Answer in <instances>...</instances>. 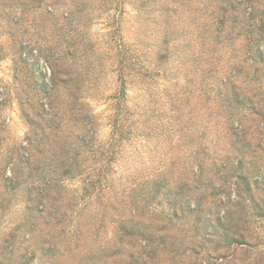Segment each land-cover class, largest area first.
Returning <instances> with one entry per match:
<instances>
[{"label": "rangeland", "instance_id": "obj_1", "mask_svg": "<svg viewBox=\"0 0 264 264\" xmlns=\"http://www.w3.org/2000/svg\"><path fill=\"white\" fill-rule=\"evenodd\" d=\"M137 1L126 0L128 5L125 6L123 14L121 29L124 34L121 40L112 32L113 17L117 13L116 3L112 0H109L112 5H102L101 0H0V264H264V150L258 152L259 161L245 157V165L239 169L237 174L242 172L249 180L232 176L225 183L217 181V188L210 190L206 184L209 179L214 180L216 169L210 168L209 164L202 173L201 184L194 182L193 176L199 171H196L194 163L190 161L192 154L187 152V147L192 148L193 144L188 143L195 135L191 136V132L182 135L178 143L184 145L178 147L174 144L171 149L176 158L175 170H166L165 175L176 182L171 184L173 189L180 182L188 180L190 191L186 188L184 192L189 194L188 201H192L190 208L195 209V212H186L180 203L177 206L182 208L180 218L168 220L166 214L170 212V205L166 202L167 190L155 201L147 203L144 215L140 213V209L138 215L131 212V207L134 206L130 196L132 181H137L136 177L142 175L143 179L137 183L139 185L149 179V173L142 169L143 172L135 177L138 172L133 174L131 171L135 160V157H132L133 145L126 141L128 144L123 145L124 150L119 154L126 156V161L118 162L117 165L113 162L111 170L105 175L110 188L108 190L105 186L104 192L110 194L100 205L102 228L96 242L87 236L86 227L81 226L82 234L79 239H74V234L70 235L68 229H65V222L57 226L55 224V216L65 218L70 214V201L77 204L80 202L78 196L72 193V190L79 192L81 187L78 181H64L56 185L52 183L49 192L51 197L48 199L41 200L38 195L37 187L45 188V181L39 177L49 178L50 168L59 166V160H62V143L67 141V137H73L72 132V135L76 134L75 129L67 128L69 122H63V108L65 104H71V99L68 96L69 90L59 80L53 102L55 110H59V116L57 112L51 129L47 126L50 123L45 126L47 117H50L42 114V109L49 104V97L44 94L45 86L42 87L41 82L49 84L51 64H58L63 70L70 67V62L64 55V47L67 41H71V37L75 39L78 34L79 40L96 48L92 56L94 60L101 57L100 66L97 65L95 70L100 74L99 78L91 80L96 87L93 89V84L92 88L84 87L82 99L77 101V104L91 106L99 115L97 140L105 143L104 137L113 131L111 123L116 118L115 108L125 106L132 111V108L140 110L152 106L156 111L160 110L162 113L165 110L168 113L171 98L168 99L167 94H170L174 98L172 101L175 100V105L179 108V115H183L184 119L187 116L196 117L197 129H206L205 137L197 134L195 141L206 145L211 157L220 160L215 163L217 169H222L221 165L227 164L226 170L230 175L234 174L232 170H238L236 167L240 153L230 146V138H221L217 131L219 127L215 126V121L210 116L215 110V104L213 101L207 102L204 94L205 90L210 91V88H213L211 95L212 100L215 99V92L220 83L218 79L224 73L218 76L216 81V75L212 72L214 80H205L202 89H199L198 84H193L192 92L179 94L177 100L169 84L161 81L156 86L152 84L151 92H145L146 84L143 85L142 79L135 76L127 86L125 99L116 104L114 96L120 89V82L114 68L117 67L115 61L119 43L122 42L127 48L131 47L142 54V57H147L146 65L158 53V49L151 46V43L158 41L161 36L160 18L155 14V18L149 21L145 15L141 16L138 12L141 9L140 3ZM253 4V11L258 12L257 16L264 13V0H254ZM108 8L111 9L104 11ZM245 8L249 10L246 5ZM212 22L215 27L217 22L211 20V24ZM260 23L261 19L256 24ZM262 24L264 27V18ZM224 36L222 35L221 39H224ZM259 43L264 46V38ZM245 45L246 41L242 36L234 38L232 42H224L220 53L215 54L219 62L211 60L203 68L213 70L221 65L227 72V63L236 66L240 60L245 59ZM198 50L197 44L194 50L189 49L188 55L193 52L192 60L195 59L194 54L197 56ZM251 54L253 56V52ZM95 62L98 64V61ZM248 62L252 64L250 60ZM179 71L177 92L186 86L183 82L186 68ZM262 71L264 72V67ZM199 72L200 69L192 72L189 78L197 79ZM201 98L203 101L200 102ZM215 100L216 104H224L218 101V98ZM195 104L197 110H200L196 113L191 112ZM38 114L45 120L39 118ZM169 115L170 113L163 120L166 134H169L168 129L172 126L167 123ZM32 120L40 121L44 126L47 139H42L37 131L38 136L33 134L34 128L30 125ZM55 127L58 129L55 130ZM57 136L60 143L47 147ZM149 143L147 148L151 149L154 145L151 141ZM107 148V145H104L103 149ZM143 162H146L144 165L151 166L147 159ZM36 167H39V170H36ZM165 169L169 168L166 166ZM194 186H200L199 192H204L206 197L204 200H195L197 195ZM72 194L75 198H70ZM28 196L33 197L32 201L28 200ZM52 196L58 199L54 200ZM157 201H160L159 206L155 204ZM138 204L141 208L147 205L146 202ZM42 206L45 212L40 213L37 208ZM79 207L80 204L73 207L75 211L71 212L72 217L79 218ZM152 208L154 211L149 217L148 211ZM50 210L57 213L49 216ZM223 214L232 216V219L225 217V220L220 221L229 225V228L236 222L239 226L242 224L239 233L230 232L229 237L243 238L246 244H230L229 241L227 243L225 229H222L218 221ZM158 217L160 218L157 219ZM139 220L142 224L154 223L167 227L159 232L153 230L154 226L150 227L147 231V235L151 236L150 240L143 241L144 243L139 241L144 247H132L130 243L127 245V239L122 236L121 225L130 228ZM64 229L66 231L62 235L61 230ZM120 239L123 242H120ZM91 243L96 244V247L88 248ZM52 245H56L55 251L45 252ZM116 251L122 253V256L113 257L118 254ZM110 253H113L111 259L105 260L104 255ZM131 254L133 261L129 258Z\"/></svg>", "mask_w": 264, "mask_h": 264}, {"label": "trees", "instance_id": "obj_2", "mask_svg": "<svg viewBox=\"0 0 264 264\" xmlns=\"http://www.w3.org/2000/svg\"><path fill=\"white\" fill-rule=\"evenodd\" d=\"M112 1L116 3L115 10L117 11L113 17V24L111 25L113 27L112 32L113 34H117L122 40L124 33L121 25L123 24L125 6L128 3L126 0ZM244 1L138 0L137 3H140L139 7L141 8L138 12L141 13V16L145 15L149 21L155 18V14L160 18L159 29L161 28V36L158 41L151 43V46L158 49V53L146 65L147 57H142V54L138 51L131 47L127 48L121 42L119 43V51L116 53L115 63L117 67L114 68V72L117 73V80L120 82V89H118V92L114 96L116 104H120L125 99L127 86L131 84L132 78L135 76L142 79L143 85L146 84L145 92H151L150 88H152V84L156 86L161 81L165 82L164 84H169L177 100L179 94L192 92L191 86L193 84H198L199 89H202L205 80H214L215 76H212V72L216 75V81L217 77L224 73L218 79V82H220L219 88L217 87L215 92V99L218 98V101H222L224 104H216L217 100H212L211 91L214 90L213 88H210V91L205 90L204 94L206 95L207 102L213 101L215 104V110L211 112L210 116L215 121V126L219 127L217 131L221 134V138L227 140L230 138V142L228 143L240 153L239 163L236 167L238 170H232L234 172L232 175L226 170L227 164L221 165L222 169H217L218 166L215 163L220 160L217 157H211L206 145L195 141L197 134L200 137H205L206 129H197L198 119L196 117L187 116L184 119L182 117L183 115H179V108L175 105V100L172 101L174 98L170 94H167V98H171V106L168 109L170 115L167 116V123L172 125L168 129L169 134H166L167 129L163 121L168 114L165 110L161 113L160 110L156 111L152 106H146L147 108H141L140 110L132 108V111H130L125 106H119L115 108L116 115L114 114V116L116 118L111 123L113 131L104 137L106 142L97 140V126L99 125L97 122L99 115L91 109V106L87 107L85 104H77V101L82 99V89L84 87L92 88L93 83H91V80L99 78L100 74L98 75L95 70L97 65L100 66L101 57L99 56V58L94 60L92 56L96 48L91 45L88 46L85 42L79 40V34L77 38L73 39L71 37V41L65 43L64 55L69 60L70 67L63 70L60 65L51 64L49 84L43 81L41 82L42 87L45 86L43 90L44 94L49 97V104L46 108L42 109V114L50 117H47L45 126L50 123L47 126L51 129L52 123L56 120L57 112L59 116V110H55L56 106L53 104L55 101L54 91L59 87L57 83L59 80L69 90L68 96L71 99V104H65L63 108L62 117L65 116L63 122L67 124L69 122L70 125L67 128L75 129L76 134L72 135V132L71 136L73 137H67V141L62 143V160H59V166L50 168L49 178L47 176L39 177L45 181V188L39 189L37 187V191L40 199L44 200L51 197L49 192L52 183L56 185L64 181L68 183L78 181L81 188L78 193L76 190H72V193L76 194L78 200H80L78 203L80 204L78 208L79 212H77L79 218L70 215L71 212L75 211L73 207H77L78 205L70 201L68 204L70 214L65 218H57L55 216L56 226L65 222V229H68L70 235L71 233L72 235L74 234V239H79V236L82 234L80 227H86L85 233L93 242H96L99 230L102 228V219L99 216L100 205L103 203L102 200L104 198L107 199L108 194H110V192H104L105 188L108 190L110 188L105 175L111 170L113 162L117 165L118 162L122 163V161H126V156H119L120 152L124 150L123 145L128 144L126 141H129L133 145L132 157H135V160L134 164L131 165V171L133 174L135 171L138 172L135 174V177L139 173L141 174L143 170L149 173V179L139 185L137 183L143 179L142 175L136 177L138 179L137 181H132L130 196L132 206L134 205L135 208L134 206L133 208L131 207V212L136 215H138L139 209L141 211L140 213L144 215V209L148 206L147 203L155 201L166 190L168 192L166 196L168 200L166 202L170 205V212L168 215L166 214L168 220L180 218L179 215L181 214L182 208L189 213L195 212V209L190 208L192 201H188L189 194L184 192L186 188L190 191L188 180L180 182L173 189L171 184H176V182L170 180L165 175L166 170L174 172L176 158L171 149L174 148V144L178 147L184 145L178 142L181 140L182 135H185L187 132H191V136L195 135L188 143L193 144L192 148L189 149L187 147V152L192 154L190 161H192V164L194 163L196 171H199L197 175L193 176L194 182L201 184L200 178H202V173L205 168H208L209 164L211 166L210 168L216 169L214 171V180L209 179L208 184H206L210 190L216 187L215 183L217 181L225 183L232 176L246 181L249 180L246 174L242 172L237 173L240 168L244 167L245 157L249 156L251 159L259 161L258 152L264 150V72L262 71L264 67V46L259 43L264 38V27L262 24L264 13L257 16L258 12L253 11L254 6H252L254 5V0ZM107 3L112 5L109 0H101L102 5ZM245 5L246 7L248 6L249 10L245 8ZM110 9L108 8L104 11ZM260 19L261 23L259 25L256 24ZM211 20L217 22L215 27H213V22L211 24ZM222 35H225L224 39H221ZM239 36H242L246 41L244 47L246 50L243 53L245 59L240 60V63L236 66L227 63V72L222 69L223 66L221 67V65L213 70L203 68L211 60L218 63V56H215V54L218 55L220 53L224 42H232L234 38ZM196 44L199 46V50L197 56L194 54L195 59L192 60L193 52H190L188 55V51L189 49L194 50ZM179 48L181 49L179 50ZM252 52L253 56H251ZM249 60L252 64H249ZM95 61H98V64ZM182 68H186V71L183 73V82L186 83V86L180 92H177V86L180 82L178 79V75L180 74L179 70ZM198 69L201 71L199 72V77L197 79H190V74ZM58 75H62V77L60 78ZM95 87V84H93V89ZM201 101H203V98L200 99ZM186 106H189V104H186ZM199 111L195 104L191 112L196 113ZM38 116L42 118L41 114H38ZM42 119L45 120L44 118ZM30 125L34 128L33 134L35 136H38L36 134L37 131L41 134L42 139L48 138L44 132V126L40 121L32 120L30 121ZM57 127L59 128L60 124ZM57 127L54 129H58ZM122 136H128L129 138L124 139ZM161 138L163 141H161ZM51 141V144H48L47 147H52L53 144L60 143L58 136L57 139H52ZM150 141L154 146L148 149L147 145ZM104 145L108 147L105 150L103 149ZM40 149L42 150V148ZM147 150L150 151L148 152ZM38 151L40 152V150ZM146 159L151 166L144 165L146 162L143 161ZM166 166L169 169H165ZM36 170H39V167H36ZM194 188L196 190L195 195H197L195 200L198 202H200V199L201 201L204 200L206 197L204 192H199L200 186H194ZM248 189L250 190V187ZM72 197L75 198L73 194L70 198ZM32 199V196H28L29 201H32ZM52 199L57 200L58 197L52 196ZM138 202H146L147 205L141 208ZM180 203L183 205L181 209L177 207ZM155 204L159 206L160 201L155 202ZM37 211L42 213L45 212V209L42 206L40 209L37 208ZM153 211V208L148 211L149 217L153 214ZM54 213L57 212L50 210L48 215L53 216ZM225 217L232 219L231 215L223 214L218 218V221L221 223L222 229H225L224 236L227 239V243L229 241L230 244H246L247 242L243 238L229 237L230 232L239 233L242 224L239 226V223L236 222L232 228H229V225L220 222L221 220H225ZM197 221H199L198 218ZM33 226L34 228L36 227L35 224ZM152 226H154L153 230L155 232L165 230L167 227L154 223L142 224L139 220L133 223L130 228L127 225H121L123 231L122 236L125 237L124 239H127V245L130 243L132 247H136L137 245L143 248V244H139V241L150 240L151 236L147 235V231ZM65 229L61 230L62 235L65 234ZM120 242L123 241L120 239ZM95 245L91 243L88 248H93ZM55 246H50L45 252L51 253L55 251ZM67 248L69 250L71 249L69 245ZM116 252L118 253L119 251ZM112 256L113 253H110L104 255L103 258L105 260L111 259ZM115 256H122V253L115 254L113 257ZM129 258L133 261V254ZM102 261L103 263L105 262L103 259Z\"/></svg>", "mask_w": 264, "mask_h": 264}]
</instances>
